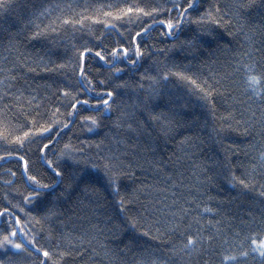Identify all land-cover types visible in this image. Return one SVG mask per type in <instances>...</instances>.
<instances>
[{
    "label": "snow or ice",
    "instance_id": "obj_1",
    "mask_svg": "<svg viewBox=\"0 0 264 264\" xmlns=\"http://www.w3.org/2000/svg\"><path fill=\"white\" fill-rule=\"evenodd\" d=\"M29 10L30 15L21 14ZM0 14L5 22L15 15V23L23 21L34 29L31 38L56 34L66 42L62 62L53 64L64 79L55 87L48 85L44 96L17 87L25 63L0 57V162L11 165H0V264H75L89 248L100 254L93 246L100 231L97 225L65 231L59 207L74 198L95 203L110 197L121 213H131L135 198L122 181L142 165L129 159L124 137L153 125L166 133L172 130L188 101L181 94L166 93L171 78L186 82L189 92L207 101L216 118L211 97L219 81L198 83L175 63L158 58L167 56L169 49L157 43L171 39L170 47H176L186 26L192 34L179 42L181 47L195 49L202 34L210 35L216 28L231 29L229 35L243 37L247 46L233 59L228 74H241L244 100L238 101L239 110L218 119L221 131L227 128L251 137L245 153L248 163L239 175L229 169V183L260 211L250 210L239 223L218 218L219 206L198 194L204 182L201 170L193 168L195 192L188 188L185 195L180 190L187 186L173 179L163 161L149 160L160 180L142 183L139 190L148 189L161 199L142 205L143 212L128 214L126 220L134 231L160 240L170 255L145 251L131 264H187L185 258L194 253L208 256L204 264H264V57L257 60L253 55L255 35H264V0H103L83 6L71 0L39 5L0 0ZM95 25L103 26L99 35L92 31ZM85 31L92 39L76 41L75 33ZM14 49L10 36L6 50ZM149 51L156 64L154 74L148 69L140 72ZM53 69L45 66V71ZM126 71L139 73L138 79H125ZM126 93L130 103L123 99ZM101 128L112 132L111 138L105 136L109 144L79 136L73 142L77 130L96 135ZM169 199L171 203L164 204L168 211L161 212L156 205ZM99 248L109 264H116L115 253Z\"/></svg>",
    "mask_w": 264,
    "mask_h": 264
},
{
    "label": "trees",
    "instance_id": "obj_2",
    "mask_svg": "<svg viewBox=\"0 0 264 264\" xmlns=\"http://www.w3.org/2000/svg\"><path fill=\"white\" fill-rule=\"evenodd\" d=\"M24 2V0H18ZM41 2L48 0H31V3L39 5ZM61 2V0H53ZM68 2V0H63ZM79 5H92L103 2V0H71ZM30 11L21 13L24 16L30 15ZM39 22V21H37ZM47 23V20L44 21ZM9 24L12 26L10 27ZM7 29V31H5ZM32 31L22 21L15 23V15L11 20L5 22L4 16L0 14V57H7L10 61L19 59L27 67L34 68L35 71H27L25 68L22 76L17 82V87L26 91L35 90L40 96L46 95V87L60 83L64 79L61 72L53 69V64L61 63V56L65 52V41L56 34L47 36H38L31 38ZM92 31L99 35L103 31L102 25H95ZM231 29L216 28L214 32L202 34L195 49H188L179 46L180 41L191 36V29L186 26L184 31L179 35L176 47H170L173 44L171 39L157 43V47L169 49L167 56L161 54L158 58L163 61L175 63L178 70L185 71L187 75L193 76L198 83L216 85L218 91L213 92L211 97L213 109L207 101L200 100L194 93H190L188 85L175 77L171 78L166 85V93L181 94L188 101V106L179 116L172 126V130L165 132L159 125L145 127L140 134H132L130 137L125 135L128 148L129 159L139 160L142 167H136L131 170V176L123 178V184L127 192L135 199L130 205L131 213H121L119 207L114 205L110 197H103L97 202L92 203L89 199L80 197L69 201L59 210L64 213L62 219L65 221L64 230H73L77 232L86 228L89 223L96 224L99 228V234L93 241V246L97 247L99 255L93 254L89 248L82 259L77 258L75 264H109L108 258L104 257L99 245L115 253L116 264H131L134 256L141 253L155 252L157 256L170 255L164 248L160 240L151 239V235L143 236L142 230L134 231L127 223L126 216L135 214L137 211L143 212L142 205L154 204L156 199H161L157 193L148 189L140 191L141 184H156L160 177L148 166L149 160H160L164 162L168 172L173 179L182 182L186 188L180 191L187 194V189L195 188L192 186L196 183L197 176L193 168L201 170L200 179L203 184L200 187L199 195L202 199L211 198V206H219L221 217L227 218L233 223H239L241 218H246V214L251 210L258 214L260 208L258 205L250 203L245 196L239 195V188H234L229 183V169L237 170L236 175L244 170L243 166L247 165L246 145L251 137L244 136L240 131L225 128L221 131V124L218 117L226 115L234 108L240 109L238 101H243V81L240 73H235L228 77L232 72L229 65L238 53L246 50L247 46L243 37L229 35ZM155 36V33H153ZM15 44L14 50H6L9 44V37ZM81 38L92 39L88 32H76V41L82 42ZM264 35L257 33L254 37L253 55L257 60L264 57ZM140 72L145 69L152 74L156 71V64L152 57L151 51L141 62ZM45 66L51 71H45ZM95 70V63L90 65ZM139 73H124L125 79H138ZM123 99L129 100V94H125ZM134 99V97H133ZM112 132L109 128L97 130L96 135L82 134L78 130L73 136H79L81 140H90L95 142L104 139L105 144H109ZM187 138V139H186ZM2 167L11 165L3 164ZM205 177H211L205 180ZM170 195V193H169ZM96 198L93 197L92 200ZM171 203V199L163 201L156 205L161 212L166 213L168 209L164 204ZM149 220L154 219L148 215ZM160 213H157L159 215ZM208 256L193 254L190 258H185L187 264H204Z\"/></svg>",
    "mask_w": 264,
    "mask_h": 264
}]
</instances>
